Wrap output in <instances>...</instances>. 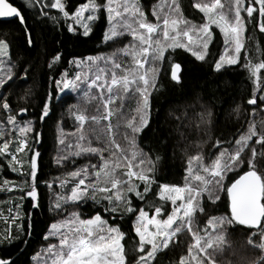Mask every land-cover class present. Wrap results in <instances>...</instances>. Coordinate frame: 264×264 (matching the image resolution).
Listing matches in <instances>:
<instances>
[{
  "label": "trees",
  "instance_id": "obj_1",
  "mask_svg": "<svg viewBox=\"0 0 264 264\" xmlns=\"http://www.w3.org/2000/svg\"><path fill=\"white\" fill-rule=\"evenodd\" d=\"M8 1L21 10L26 27L18 20L0 21V41L8 44L13 63L12 80L2 86L0 107L4 105L2 110L7 109L18 119L31 122L33 133L27 150L29 158L36 154L39 157L34 184L37 205L25 197L21 219L14 223L15 226L0 221V264H33V258L47 244L46 235L57 219L52 198L57 187L53 182L71 164L72 170L84 167L80 158L57 162L60 126L69 131L81 130L91 138L96 132L106 130L105 148L111 150L116 142L125 148L131 140L136 153L147 159L149 182L135 181L138 187L135 191H124L121 200L117 195L122 191H96L73 208L74 213L80 214L85 221L100 215L119 229L123 235L121 245L125 264H137L144 256L140 237L135 232L137 218L145 213L162 221L169 219L174 205L164 200L160 192L163 186L183 187L187 184L185 178L192 159L197 157L203 166H209L220 156L226 158L227 164L240 154L237 164L227 174L225 172L223 188L217 197L201 196L199 208L192 216L194 234H208L214 218L231 219L227 189L244 172L255 170L264 182V30L260 27L261 23L264 25V18L257 14L249 16L246 10L241 12L245 34L238 62L219 70L216 66L223 62L226 40L217 27H211L212 37L203 55L196 56L186 47L167 49L156 66L155 82H149L144 124H136L134 119L129 124L127 120H131L135 111L131 112V105L126 102L137 90L134 87L123 90L121 99H125L123 105L118 106V98L110 95L103 86L101 67L95 71L100 79L95 89L108 105L94 99L82 101L76 92L61 94L60 83L64 77L71 76L76 61L105 57L111 61L116 59L118 64L122 54L124 62L119 69L123 73L117 71V79H123L138 61L135 57L125 58L129 33L107 41L110 20L103 7L106 0H60L61 9L51 7L52 0ZM91 1L98 3L100 10L89 32L73 31L70 20ZM162 1L138 0L141 20L154 24L156 7ZM195 2L176 0L184 21L197 28L204 27L205 15ZM185 30L196 38L193 31ZM124 48L126 51L122 52ZM145 48L143 45L142 50ZM175 65L182 68L179 82L172 79ZM109 112L113 113L111 128L102 125L97 130L94 119L100 120ZM121 115L123 118L119 119ZM79 117L85 118L86 123L81 125L77 121ZM6 173L8 171L0 173V186ZM25 194L24 191L21 195ZM2 209L7 212V205ZM260 229L235 224L232 230L238 239L226 246L224 254L221 253L224 261L264 264L263 253L255 240L249 239ZM192 241L191 234L181 233L153 255L148 264H188L185 257Z\"/></svg>",
  "mask_w": 264,
  "mask_h": 264
},
{
  "label": "rangeland",
  "instance_id": "obj_2",
  "mask_svg": "<svg viewBox=\"0 0 264 264\" xmlns=\"http://www.w3.org/2000/svg\"><path fill=\"white\" fill-rule=\"evenodd\" d=\"M48 1V0H43ZM138 0H106L103 6L109 16L110 29L107 31V41L129 33L126 60L138 58L136 64L123 79L116 78V72L122 74L119 68L121 62L116 59L98 58L76 61L70 77H64L61 94L76 92L82 101L93 100L108 105L95 89L100 82L95 75L96 69L101 67L105 90L118 98V106L123 105L121 92L134 87L136 95L129 97L126 104H130V111L137 123L144 124L148 111L149 82H155L157 68L163 54L167 49L178 47L189 48L195 54H205L210 43L211 27H217L226 40V50L223 62L216 68L222 69L238 62L239 51L243 48L245 26L241 14L253 16L257 14L264 18V0H253L245 3L240 0H196L197 7L205 15L206 23L197 28L189 25L180 16L176 0H163L156 7L157 20L154 24L142 21L139 15ZM30 5V2L26 1ZM46 3V2H45ZM55 9L63 8L60 0H52L50 4ZM30 7V6H29ZM100 6L91 1L81 7L70 20L72 30H79L86 34L98 15ZM261 29L264 25L261 23ZM188 29L196 34L194 38ZM133 32V33H132ZM131 33V34H130ZM143 45L146 46L142 50ZM7 43L0 41V95L2 86L8 84L13 77V63ZM100 63H99V62ZM91 76V79L88 77ZM100 87V86H99ZM133 97V98H132ZM112 99V98H111ZM90 103V102H88ZM87 103V104H88ZM4 105H2L3 108ZM0 107V109L2 110ZM0 110V111H1ZM116 111V110H115ZM114 111V112H115ZM2 112V114H1ZM0 112V173L3 174L0 186V221L15 226L21 219L25 197L32 199L37 205L35 193V177L38 171V155L29 158L28 144L32 140V125L27 119L20 120L11 115L9 111ZM112 112L106 113L102 119H94L96 129L104 125L111 128ZM112 115V116H111ZM122 115L119 119H122ZM85 118L79 117L77 121L85 124ZM90 125V124H89ZM101 128L100 130H103ZM106 130L96 132L94 138L87 137L83 131L68 130L64 126L58 129V146L56 150L57 162H70L72 158L84 161L81 170L69 169L58 175L53 182L57 189L53 198V210L57 212V219L47 234L48 242L41 247L33 258V264H125L123 255V235L117 227L111 226L107 219L100 215L92 219H83L80 214L74 213L73 208L85 197L101 190L121 192L117 195L119 200L124 197V191H135L138 183L149 182V164L145 156L136 153L135 146L129 140V146L122 148L119 142L113 148L104 147ZM240 154H236L229 163L224 156H220L212 165L203 166L196 157L189 164L187 184L183 187L163 186L161 196L174 205V211L167 220L157 217H148L143 213L137 218L136 231L140 237L141 250L144 256L137 264L151 263L162 247H166L175 237L188 232L193 238L192 246L185 257L188 264H230L224 261L221 254L227 245L238 239L233 234L235 221L227 217H217L210 222V230L206 235L193 233L194 224L192 216L199 208L202 195L217 197L223 188L224 179L228 170L239 161ZM72 170V171H71ZM227 171V172H226ZM226 172V174H225ZM105 185V186H103ZM25 195H21L23 192ZM92 197V196H91ZM95 197V195H94ZM7 205L8 211L2 209ZM14 224L13 226L11 224ZM263 225V223H262ZM253 233L249 239L255 240V245L264 255V227ZM254 264H257L254 263Z\"/></svg>",
  "mask_w": 264,
  "mask_h": 264
},
{
  "label": "water",
  "instance_id": "obj_3",
  "mask_svg": "<svg viewBox=\"0 0 264 264\" xmlns=\"http://www.w3.org/2000/svg\"><path fill=\"white\" fill-rule=\"evenodd\" d=\"M18 20L26 27L25 18L21 10L13 6L8 0H0V21L9 22ZM30 41V35H28ZM182 68L173 66L172 79L180 81ZM264 182L260 174L255 170L244 172L227 189L229 198L230 215L235 223L259 229L264 221Z\"/></svg>",
  "mask_w": 264,
  "mask_h": 264
},
{
  "label": "bare ground",
  "instance_id": "obj_4",
  "mask_svg": "<svg viewBox=\"0 0 264 264\" xmlns=\"http://www.w3.org/2000/svg\"><path fill=\"white\" fill-rule=\"evenodd\" d=\"M12 4V3H11ZM13 5V4H12ZM14 6V5H13ZM28 35H29V33H28Z\"/></svg>",
  "mask_w": 264,
  "mask_h": 264
}]
</instances>
